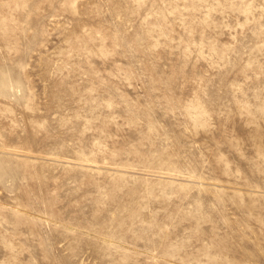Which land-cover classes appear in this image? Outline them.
Returning a JSON list of instances; mask_svg holds the SVG:
<instances>
[{
	"label": "rangeland",
	"instance_id": "rangeland-1",
	"mask_svg": "<svg viewBox=\"0 0 264 264\" xmlns=\"http://www.w3.org/2000/svg\"><path fill=\"white\" fill-rule=\"evenodd\" d=\"M0 264H264V0H0Z\"/></svg>",
	"mask_w": 264,
	"mask_h": 264
}]
</instances>
